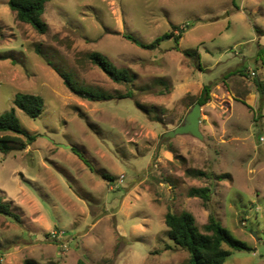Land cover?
<instances>
[{
	"label": "rangeland",
	"instance_id": "rangeland-1",
	"mask_svg": "<svg viewBox=\"0 0 264 264\" xmlns=\"http://www.w3.org/2000/svg\"><path fill=\"white\" fill-rule=\"evenodd\" d=\"M7 1L0 115L20 93L44 105L35 120L15 110L34 141L0 154V198L18 218L0 215V264H183L168 211L192 214L201 231L212 213L250 248L231 250L226 264H264V93L254 83H264V0H53L44 34ZM172 26L185 27L177 46L146 50L123 37L150 44ZM93 52L133 81H111L87 59ZM54 69L113 98H79ZM203 86L202 139L167 137ZM204 187L207 202L188 195Z\"/></svg>",
	"mask_w": 264,
	"mask_h": 264
},
{
	"label": "trees",
	"instance_id": "trees-1",
	"mask_svg": "<svg viewBox=\"0 0 264 264\" xmlns=\"http://www.w3.org/2000/svg\"><path fill=\"white\" fill-rule=\"evenodd\" d=\"M53 0H8L9 9L15 14V19L31 26L38 34H44L47 30V24L42 18L45 4ZM174 30H178L177 35ZM185 27L177 28L172 26V31L158 37L150 44H144L128 34L123 37L142 49H153L163 40L172 39L177 46L181 39ZM39 54V51H37ZM188 55V53H185ZM3 57L0 56V60ZM87 59L92 65L100 69L111 81L116 84H128L133 81V76L128 71L117 68L104 55L93 52L87 55ZM48 65H51L49 62ZM56 74L62 80L64 86L79 98L89 101L110 100L113 97L103 92H93L77 88L71 79L64 73L54 69ZM254 83L260 94L264 93V83L258 79H254ZM125 97H131L129 93ZM123 98V97H122ZM210 99V87L203 86L197 101L200 106H204ZM44 105L43 98L39 95L20 93L15 96L13 107L0 115V154H8L12 151L23 150L26 145L34 141V136L25 132L15 114V110L24 113L29 119L35 120L39 117ZM137 107L142 108L138 103ZM80 156V155H79ZM81 157V156H80ZM198 176H206L203 172H196ZM105 181H112V178L103 174ZM190 197H196L204 202L209 200L210 189L193 188L189 191ZM0 215L12 217L18 220L17 216L11 211L10 205L4 203L0 198ZM164 224L167 228V237L172 242L173 247L187 253L188 259L183 264H226L227 258L233 251H249L250 248L242 241L232 236L221 222L210 213L206 224L202 226V231L196 226L195 218L188 212L175 213L166 212L164 216ZM24 264H36L33 260H25ZM76 264H87L82 260H78Z\"/></svg>",
	"mask_w": 264,
	"mask_h": 264
},
{
	"label": "water",
	"instance_id": "water-1",
	"mask_svg": "<svg viewBox=\"0 0 264 264\" xmlns=\"http://www.w3.org/2000/svg\"><path fill=\"white\" fill-rule=\"evenodd\" d=\"M201 106L196 102L190 111L185 115L183 123L176 127L173 131L166 133L167 137L177 135H189L199 140L202 139V134L199 129L200 125Z\"/></svg>",
	"mask_w": 264,
	"mask_h": 264
},
{
	"label": "built area",
	"instance_id": "built-area-1",
	"mask_svg": "<svg viewBox=\"0 0 264 264\" xmlns=\"http://www.w3.org/2000/svg\"><path fill=\"white\" fill-rule=\"evenodd\" d=\"M261 140H262V138H261ZM52 235L55 237L56 234H52Z\"/></svg>",
	"mask_w": 264,
	"mask_h": 264
}]
</instances>
